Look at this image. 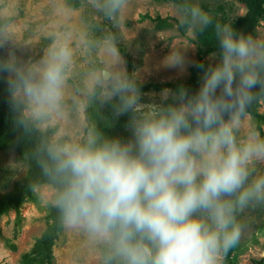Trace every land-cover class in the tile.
I'll return each instance as SVG.
<instances>
[{
	"label": "rangeland",
	"instance_id": "obj_1",
	"mask_svg": "<svg viewBox=\"0 0 264 264\" xmlns=\"http://www.w3.org/2000/svg\"><path fill=\"white\" fill-rule=\"evenodd\" d=\"M185 2L0 0L6 80L26 76L12 98L56 152L109 190L132 175L137 159L130 153L145 142L146 132L171 131L199 113L172 88L129 84L113 29L132 55L135 80L176 82L199 65L207 22L220 20L224 35L248 12L244 0ZM263 44L264 15L239 52L204 56L209 69L200 74L199 92L244 93L258 80ZM29 168L16 150L0 148V197ZM139 194L132 212L177 264H264V97L256 113L237 109L218 133L186 140ZM59 201L58 189L44 181L0 215V264H43L33 249L53 223ZM141 251L92 215L67 210L52 263L44 264H137Z\"/></svg>",
	"mask_w": 264,
	"mask_h": 264
},
{
	"label": "trees",
	"instance_id": "obj_2",
	"mask_svg": "<svg viewBox=\"0 0 264 264\" xmlns=\"http://www.w3.org/2000/svg\"><path fill=\"white\" fill-rule=\"evenodd\" d=\"M174 1L186 3L185 0ZM244 1L248 6L247 14L239 16L224 35L221 33L220 20L213 19L203 26L198 44L200 63L192 67V75L188 79L176 82L142 84L135 80L132 55L118 40V32L113 29V42L127 59L129 84L136 89L172 88L199 113L185 116L171 131L156 127L146 132L145 142L133 148L130 153L131 158L137 159L132 175L111 190L92 179L87 172L80 171L73 158L56 152L49 136L40 132L24 114L23 105L11 95L26 81V76L24 73L16 74L7 81L8 66L0 52V148L16 150L28 160L30 167L25 179L11 192L0 197V215L22 201L29 189L40 182L52 183L59 192L60 201L52 214L53 223L33 249L41 263H52V245L61 228L62 217L67 210H77L92 215L111 228L116 237L139 245L142 251L136 256L137 264H177L157 245L148 223L134 215L131 209L140 201V187L154 183L156 171L167 165L168 155L181 149L186 140L202 134L218 133L220 124L237 109L256 113L257 104L264 97V54L256 64L258 80L250 84L244 93L198 90L200 74L209 69L204 58L206 54L214 51L221 54L237 53L254 35V29L264 15V0ZM145 246L149 247L151 255Z\"/></svg>",
	"mask_w": 264,
	"mask_h": 264
},
{
	"label": "water",
	"instance_id": "obj_3",
	"mask_svg": "<svg viewBox=\"0 0 264 264\" xmlns=\"http://www.w3.org/2000/svg\"><path fill=\"white\" fill-rule=\"evenodd\" d=\"M145 250L151 255V250L149 249V247L145 246Z\"/></svg>",
	"mask_w": 264,
	"mask_h": 264
},
{
	"label": "bare ground",
	"instance_id": "obj_4",
	"mask_svg": "<svg viewBox=\"0 0 264 264\" xmlns=\"http://www.w3.org/2000/svg\"><path fill=\"white\" fill-rule=\"evenodd\" d=\"M106 75H108V74H106Z\"/></svg>",
	"mask_w": 264,
	"mask_h": 264
}]
</instances>
